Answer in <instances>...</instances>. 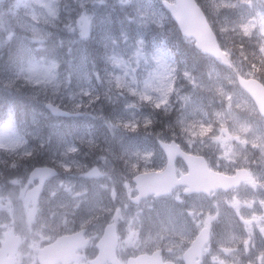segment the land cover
Here are the masks:
<instances>
[{"label":"rangeland","instance_id":"374dc122","mask_svg":"<svg viewBox=\"0 0 264 264\" xmlns=\"http://www.w3.org/2000/svg\"><path fill=\"white\" fill-rule=\"evenodd\" d=\"M208 2L223 8L225 21L217 20L216 31L238 73L255 77L251 67L257 64L255 73L262 76L264 0ZM155 6L153 0H0V184L10 188L0 189V197L17 198L16 193H21L23 188L16 185L27 182L22 161L33 148L29 140L36 142L37 132L43 131L54 156L51 161L57 160L63 172L48 191L52 219H86L99 208L100 200L125 199L136 172L160 168V156L150 146L156 136L176 139L186 149L208 155L216 170L247 162L256 175L263 174L264 121L235 87L234 77L216 63L193 57L196 74L176 72L157 40L161 29L152 27H163L164 34L169 29L166 15ZM243 37L261 40L246 47L259 60L253 61L249 53H232ZM66 42L63 58L69 68L62 78L54 47ZM84 42H93L90 56L82 52ZM246 55L251 67L249 60L242 62ZM93 82L102 93L97 101H90L99 104L98 113L80 117L84 120L72 125L68 140L44 105L71 100L74 107L92 108L85 105L88 99L81 104L76 98L82 83ZM21 98L28 102L25 113ZM78 142L76 150L71 145ZM247 150L251 160L244 154ZM6 155L15 158L8 167ZM17 163L25 175L10 180L4 172L17 171ZM221 205L217 200L207 203L208 213L223 214ZM203 208L206 204L180 193L162 201L148 199L128 209L130 231L134 240L144 236L150 242L165 239L177 246L173 241L186 233L175 221ZM121 209L127 207H115L116 215L123 218ZM241 214L246 215V210Z\"/></svg>","mask_w":264,"mask_h":264},{"label":"flooded vegetation","instance_id":"af4514ba","mask_svg":"<svg viewBox=\"0 0 264 264\" xmlns=\"http://www.w3.org/2000/svg\"><path fill=\"white\" fill-rule=\"evenodd\" d=\"M34 185L35 183L28 187L31 188ZM243 185L236 190H239ZM46 186L34 203L26 198L25 193L20 199L0 198V264H115V261L108 255H100L103 233L113 226L117 236V245L114 251L119 264H127L128 261L138 256L152 259L154 264H213L210 259L213 253L215 254L214 261L219 264H260V259L253 255L259 249H264L259 248L255 243L259 239L256 236L229 241L228 250H224L223 255L221 254L222 249L219 248V245L222 240H225L224 235L227 234V231H223L222 227L226 222L231 221L223 219L227 216L190 215L186 221L188 236L180 246L156 248L146 246L136 250L131 249V237L127 235L128 226L120 225L115 215L114 206H109L106 203L102 205L97 214L85 221L78 218H59L61 222L56 226L53 222L48 223L47 216H45L47 212L44 206V196L47 195ZM262 189L264 192V188ZM236 190L216 193L223 195L226 205H236L240 201L234 196H230ZM256 195L259 200V192H255ZM209 197L198 194L191 195L189 198L208 199ZM108 201L113 202L112 200ZM121 202L123 201L118 200L117 203ZM250 205L253 204L250 203ZM259 211L263 215L256 212L250 216L258 222L264 221V204L259 206ZM22 213L26 214V217L23 218ZM215 218L218 219L215 220ZM240 218L239 210L231 217L236 222L241 221ZM66 220H69L70 223ZM10 231H12L13 241L8 249L2 251V245L6 236H10ZM203 231L208 233L204 241L206 243L199 251L196 252L194 248L190 251V246L196 244ZM69 235L75 236L63 247L61 254H57L56 250L53 252L56 254L45 252L52 244H55L59 237ZM241 250L243 252L240 253ZM71 251L72 254L69 256ZM249 255L253 257H249Z\"/></svg>","mask_w":264,"mask_h":264},{"label":"water","instance_id":"95a60500","mask_svg":"<svg viewBox=\"0 0 264 264\" xmlns=\"http://www.w3.org/2000/svg\"><path fill=\"white\" fill-rule=\"evenodd\" d=\"M176 4L170 5L166 2L163 6L170 12L174 22L178 25L180 32L183 36L193 38L196 40L195 47L203 54H210L214 58H220L223 63L226 59L222 52L219 50L214 35L211 32L208 24L205 22L203 14L200 12L193 0H175ZM243 89L253 98L260 113L264 114V91L256 83L239 81ZM51 109V108H50ZM54 111L53 109H51ZM177 154L176 151L172 152V158ZM173 161V160H172ZM170 161V165L172 163ZM34 176H42L43 179L54 175L52 171L37 170L34 171ZM139 192L140 197H145L151 193L155 195H162L168 193L177 184H186L187 182H175L173 176L165 178L162 175H143L139 177ZM220 186V182L211 177L206 181L207 189H215ZM139 197V198H140Z\"/></svg>","mask_w":264,"mask_h":264},{"label":"trees","instance_id":"16d2710c","mask_svg":"<svg viewBox=\"0 0 264 264\" xmlns=\"http://www.w3.org/2000/svg\"><path fill=\"white\" fill-rule=\"evenodd\" d=\"M236 42H238L239 43V49L243 52V53H249L250 54V56L249 57H251L252 58V60L254 61V60H259V57L257 56H255V54L253 53V52H247L246 51V47H248V44L250 43V41L248 40V39H246V38H241L240 40H238V41H236ZM168 43V42H167ZM179 48H181V44H176V45H173V47H170V49L172 50V51H174L175 53H181V50L179 49ZM235 50H237L238 48H236V47H233ZM239 50V53H241V51ZM242 55H244V54H242ZM246 56H248V55H246ZM262 70V69H261ZM263 71V70H262Z\"/></svg>","mask_w":264,"mask_h":264}]
</instances>
